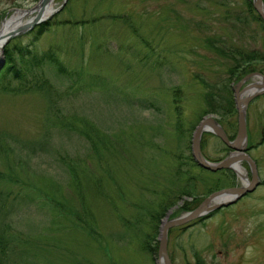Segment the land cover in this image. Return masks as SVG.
<instances>
[{
  "label": "rangeland",
  "instance_id": "rangeland-1",
  "mask_svg": "<svg viewBox=\"0 0 264 264\" xmlns=\"http://www.w3.org/2000/svg\"><path fill=\"white\" fill-rule=\"evenodd\" d=\"M38 2L0 0V29ZM63 2L46 30L37 24L0 49V264H163V223L243 185L234 169L198 166L191 140L203 117L235 137L234 94L264 75V24L253 0H55L54 9ZM137 98L151 107L128 103ZM245 119L259 184L169 228L173 264H264V94ZM200 150L210 162L233 153L209 131Z\"/></svg>",
  "mask_w": 264,
  "mask_h": 264
},
{
  "label": "water",
  "instance_id": "water-1",
  "mask_svg": "<svg viewBox=\"0 0 264 264\" xmlns=\"http://www.w3.org/2000/svg\"><path fill=\"white\" fill-rule=\"evenodd\" d=\"M48 0H39L38 4L40 5L39 10L36 12V14L33 16L32 20L29 23H26L25 25L19 27L17 30L11 31L4 37L5 44L9 39H11L13 36L17 34H22L30 29H32L35 25L39 24L40 22L45 21L50 16L43 18L42 17V10L43 7L47 4ZM253 8L257 12L258 16L262 20L264 24V11L263 6L264 2L263 0H253L252 2ZM37 6V5H36ZM62 6L54 9L52 12L55 13L60 10ZM259 75L264 78V75L259 72H254L249 75ZM241 84V81L238 83ZM264 94V88L258 91L253 92L252 94L248 95L247 97H244L243 99H240L238 94L235 92L234 94V102L237 110V130L235 137L230 140L228 136L225 134L221 126L215 121L211 120L207 117H203V119L200 121L198 126L195 128V132L192 137L191 142V154L195 161V163L204 168L208 169L210 171H217L220 169H233L232 164L235 161H246V163L249 165V169L251 172V179L248 183L242 185V186H233L221 189L219 191H215L211 194H209L207 197H205L201 203L195 207L192 211L184 214L181 217H177L174 219H171L165 223H163L161 227V233H160V239H159V245H158V252L159 257L163 264H173L172 260L168 254L167 251V232L169 228L174 226H180L184 224H188L189 222L205 217L209 214V212L213 209H219L224 206H228L238 199H240L243 195H245L248 192H252L256 186L259 184L258 179V172H257V166L255 161L251 158V156L248 154V146H247V128H246V119H245V111L247 108L248 103L257 95ZM206 124H209L211 128H204ZM209 131L214 133L216 136H218L221 141L231 149V151L236 152L239 151L241 154L235 155V156H226L220 161L217 162H210L207 159H205L201 153L200 150V138L203 132ZM223 193H230L232 195L231 198L220 201L214 205H209L212 199L216 197L217 195L223 194Z\"/></svg>",
  "mask_w": 264,
  "mask_h": 264
},
{
  "label": "bare ground",
  "instance_id": "bare-ground-1",
  "mask_svg": "<svg viewBox=\"0 0 264 264\" xmlns=\"http://www.w3.org/2000/svg\"><path fill=\"white\" fill-rule=\"evenodd\" d=\"M53 1L55 0H48L47 4L43 7V10H42L43 18H46L48 15L52 14L54 10ZM39 8H40V5L35 9V11L17 10L10 18H8L3 23L0 29V49L2 48L4 37L11 31L17 30L19 27L25 25L26 23H29L32 20L33 16L36 14V12L39 10ZM263 11H264V6H263ZM253 75H254V83L250 84L245 90H242L238 93V96L240 99H243L244 97H247L253 92L264 88V78L259 75H255V74ZM204 128L205 129L209 128V124H206ZM239 154H241V152L233 151L231 156H235ZM240 161L233 162L232 167L234 171L237 173V175L242 179L243 185H244L249 182V179H248L245 169L243 168L242 164H240ZM231 197L232 195L230 193H223V194L217 195L216 197H214V199L211 200L209 205H214L220 201H225Z\"/></svg>",
  "mask_w": 264,
  "mask_h": 264
},
{
  "label": "trees",
  "instance_id": "trees-1",
  "mask_svg": "<svg viewBox=\"0 0 264 264\" xmlns=\"http://www.w3.org/2000/svg\"><path fill=\"white\" fill-rule=\"evenodd\" d=\"M248 6L250 7V8H253V6H252V4H251V2H249V4H248ZM258 18L260 19V17L258 16ZM261 20V19H260ZM49 24L47 23V22H44V23H40L38 26L40 27V29L41 30H46L47 29V26H48ZM209 44H211V42L209 43ZM26 47L27 46H22V45H18V58L20 57V58H24L25 56H27L28 54H29V51L26 49ZM15 48V47H14ZM11 51H13V49H10L9 50V56L11 55V56H13L14 54H12V52ZM14 52V51H13ZM242 55V54H241ZM247 55H249V54H247ZM236 57H237V55H236ZM235 56L234 57H231V56H226L225 55V58L226 59H229V60H231V59H233V60H235V58H236ZM34 63H33V65L35 66V67H38L40 64H39V61L40 60H37V59H34L33 58V60H32ZM248 65V64H247ZM232 66H235L234 64L232 65ZM245 68H247L246 66L244 67V69ZM244 69L243 70H241V71H239V73H243V71H244ZM229 71V72H228ZM227 72L229 73V75H232L234 72H233V67L231 68H229L228 70H227ZM18 74L20 77H19V79H20V81H22V83L26 80V72H25V74L22 72V70H20V69H15L13 72H12V74ZM5 77V76H4ZM4 77H2V78H4ZM25 83V82H24ZM22 87H19L17 90H19V89H21ZM125 103H127V102H125ZM128 103H130V104H132V105H136L137 107H142V108H144V109H147L146 107H151V103L149 102V101H147L146 99L145 100H142V99H139V98H137V99H134V100H131V101H129ZM176 104H177V102H176ZM152 109V108H151ZM176 113H177V117L178 116H181L182 114V112H181V110H180V108L178 107V109H177V111H176ZM231 137V136H230ZM226 170L225 169H221L220 171H219V173H224ZM224 186H221L220 188H216V190L217 189H222ZM215 190V189H214ZM189 206H187V208H188ZM197 207V206H196ZM190 208V207H189ZM195 208V207H194ZM193 208V209H194ZM192 209V210H193ZM204 217H202V218H199V219H196V220H194V221H192V224H194V223H196V222H199L200 220H202ZM186 226V225H185ZM185 226H181L180 228H184ZM188 226V225H187ZM172 230V229H171ZM199 264H202L201 262H199Z\"/></svg>",
  "mask_w": 264,
  "mask_h": 264
}]
</instances>
